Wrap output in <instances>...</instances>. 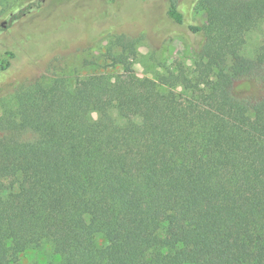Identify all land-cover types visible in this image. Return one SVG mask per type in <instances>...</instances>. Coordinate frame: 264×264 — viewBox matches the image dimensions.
Wrapping results in <instances>:
<instances>
[{
  "label": "trees",
  "instance_id": "16d2710c",
  "mask_svg": "<svg viewBox=\"0 0 264 264\" xmlns=\"http://www.w3.org/2000/svg\"><path fill=\"white\" fill-rule=\"evenodd\" d=\"M43 2L0 0L10 14L0 31ZM196 6L206 19L189 26L202 38L190 76L179 66L136 77V41L114 34L121 52L109 58L123 71L113 81L93 75L69 90L41 77L0 98V264L44 246L54 256L45 264H264V94L248 102L234 93L254 67L264 90V44L254 61L242 55L264 23V0ZM14 59L2 50L0 73Z\"/></svg>",
  "mask_w": 264,
  "mask_h": 264
},
{
  "label": "rangeland",
  "instance_id": "374dc122",
  "mask_svg": "<svg viewBox=\"0 0 264 264\" xmlns=\"http://www.w3.org/2000/svg\"><path fill=\"white\" fill-rule=\"evenodd\" d=\"M175 1L183 16L181 24L167 17L168 0H44L37 11L15 22L11 30L0 31V52L11 49L15 53L11 66L0 73V98L8 99L17 84L41 77H61L69 90L93 75L113 81L123 71V66H113L109 58L121 52L120 46H113L114 34H125L136 41V56L129 60L136 77L156 79L179 66L190 76L193 49L202 38L189 26H201L206 18L196 6L197 0ZM7 2L10 6L16 0ZM8 14L0 10V26L8 24ZM262 44L264 23L246 35L243 57L254 61ZM260 73L254 67L237 80L235 95L248 102L260 99L264 94L257 77ZM112 115L123 125L116 112ZM91 116L96 119V114ZM131 126L137 137L146 135L139 119H134ZM94 241L97 247L106 244L101 236ZM50 260L54 256L48 246L18 256L20 264H45Z\"/></svg>",
  "mask_w": 264,
  "mask_h": 264
}]
</instances>
